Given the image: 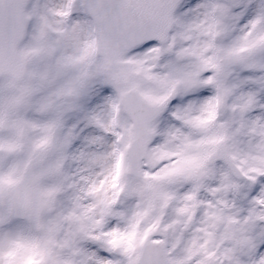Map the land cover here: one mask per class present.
Returning <instances> with one entry per match:
<instances>
[{
  "label": "snow or ice",
  "instance_id": "6c2138e0",
  "mask_svg": "<svg viewBox=\"0 0 264 264\" xmlns=\"http://www.w3.org/2000/svg\"><path fill=\"white\" fill-rule=\"evenodd\" d=\"M0 264H264V0H0Z\"/></svg>",
  "mask_w": 264,
  "mask_h": 264
}]
</instances>
